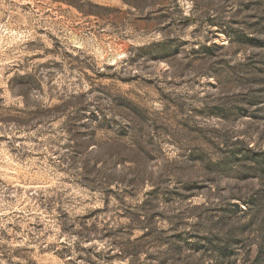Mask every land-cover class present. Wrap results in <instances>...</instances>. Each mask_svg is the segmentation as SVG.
<instances>
[{
	"label": "rangeland",
	"instance_id": "374dc122",
	"mask_svg": "<svg viewBox=\"0 0 264 264\" xmlns=\"http://www.w3.org/2000/svg\"><path fill=\"white\" fill-rule=\"evenodd\" d=\"M0 264H264V0H0Z\"/></svg>",
	"mask_w": 264,
	"mask_h": 264
}]
</instances>
